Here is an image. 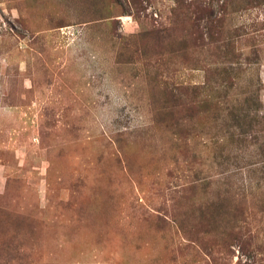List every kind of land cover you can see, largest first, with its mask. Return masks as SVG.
Segmentation results:
<instances>
[{
	"label": "rangeland",
	"instance_id": "obj_1",
	"mask_svg": "<svg viewBox=\"0 0 264 264\" xmlns=\"http://www.w3.org/2000/svg\"><path fill=\"white\" fill-rule=\"evenodd\" d=\"M0 264H264V0H0Z\"/></svg>",
	"mask_w": 264,
	"mask_h": 264
},
{
	"label": "trees",
	"instance_id": "obj_2",
	"mask_svg": "<svg viewBox=\"0 0 264 264\" xmlns=\"http://www.w3.org/2000/svg\"><path fill=\"white\" fill-rule=\"evenodd\" d=\"M163 118L169 121L168 124L170 127H181L177 120L173 117L172 111H163ZM191 156H193L191 154ZM200 187L203 189L205 193H211V195L204 200V204L199 203L196 208V217L192 218L193 220L197 219L199 222L204 221L207 229H212L215 224V206L218 207L224 203L223 200L218 199V195L215 196V187L210 186L209 181L206 178H202L201 180H197L194 184L190 185L189 188ZM182 190V187L181 189ZM202 205V206H201ZM160 218V217H158ZM160 221H165L163 218L159 219ZM181 223L182 221L179 220Z\"/></svg>",
	"mask_w": 264,
	"mask_h": 264
}]
</instances>
